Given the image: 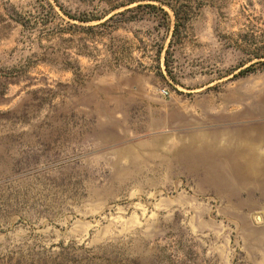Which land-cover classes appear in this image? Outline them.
<instances>
[{
    "label": "rangeland",
    "instance_id": "1",
    "mask_svg": "<svg viewBox=\"0 0 264 264\" xmlns=\"http://www.w3.org/2000/svg\"><path fill=\"white\" fill-rule=\"evenodd\" d=\"M261 63L264 0H0V264H264Z\"/></svg>",
    "mask_w": 264,
    "mask_h": 264
},
{
    "label": "trees",
    "instance_id": "2",
    "mask_svg": "<svg viewBox=\"0 0 264 264\" xmlns=\"http://www.w3.org/2000/svg\"><path fill=\"white\" fill-rule=\"evenodd\" d=\"M174 15H175V17L177 18V14L175 13ZM261 65H264V63H261ZM247 70H253V65H250V66L246 69V71H247Z\"/></svg>",
    "mask_w": 264,
    "mask_h": 264
},
{
    "label": "built area",
    "instance_id": "3",
    "mask_svg": "<svg viewBox=\"0 0 264 264\" xmlns=\"http://www.w3.org/2000/svg\"><path fill=\"white\" fill-rule=\"evenodd\" d=\"M161 94L163 95L167 94L166 90H162Z\"/></svg>",
    "mask_w": 264,
    "mask_h": 264
}]
</instances>
